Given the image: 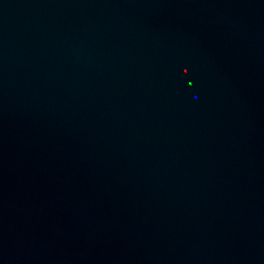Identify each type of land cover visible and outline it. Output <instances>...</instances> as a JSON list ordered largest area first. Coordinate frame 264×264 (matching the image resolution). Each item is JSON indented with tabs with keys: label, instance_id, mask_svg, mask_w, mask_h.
I'll list each match as a JSON object with an SVG mask.
<instances>
[{
	"label": "water",
	"instance_id": "1",
	"mask_svg": "<svg viewBox=\"0 0 264 264\" xmlns=\"http://www.w3.org/2000/svg\"><path fill=\"white\" fill-rule=\"evenodd\" d=\"M0 264H264V0H0Z\"/></svg>",
	"mask_w": 264,
	"mask_h": 264
}]
</instances>
